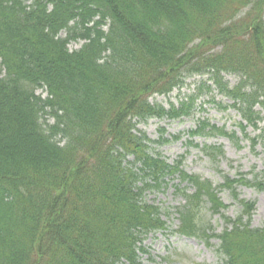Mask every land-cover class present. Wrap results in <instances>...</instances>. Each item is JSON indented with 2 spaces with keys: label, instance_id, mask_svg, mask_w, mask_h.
<instances>
[{
  "label": "trees",
  "instance_id": "trees-1",
  "mask_svg": "<svg viewBox=\"0 0 264 264\" xmlns=\"http://www.w3.org/2000/svg\"><path fill=\"white\" fill-rule=\"evenodd\" d=\"M28 1L0 0V264H145L144 237L167 228L148 189L178 179L177 231L208 241L201 212L227 208L219 189L238 199L240 184L264 187L243 174L214 185L186 171L184 156L169 163L154 152L180 135L160 128L152 139L138 128L191 116L198 97L214 91L233 101L243 132L258 127L264 0ZM194 74L209 75L198 93L170 107L150 102ZM226 74L240 80L230 85ZM198 123L189 138L229 135ZM201 149L223 154L214 144ZM240 203L214 234L222 264H264V226L251 224L252 201Z\"/></svg>",
  "mask_w": 264,
  "mask_h": 264
},
{
  "label": "rangeland",
  "instance_id": "rangeland-1",
  "mask_svg": "<svg viewBox=\"0 0 264 264\" xmlns=\"http://www.w3.org/2000/svg\"><path fill=\"white\" fill-rule=\"evenodd\" d=\"M83 43L84 40L72 41L69 49L80 48ZM208 77L209 75L199 74L189 76L184 86L174 89L170 95H154L150 98V102L160 103L165 107H170L171 102L179 105L182 99L198 93L200 80ZM225 80L230 85H235L240 78L237 74H226ZM38 92L43 96L47 95L44 89H39ZM232 103L231 99L214 91L198 97L195 112L191 116L178 119L150 118L147 122L139 123L138 128L152 139L159 137L160 128L165 129L164 136L169 139L174 135H180V139L159 147L154 146V152H160L169 163H174L184 156L183 167L186 171L210 179L214 185L223 183L225 176L237 178L243 174L248 179L260 182L264 186V119L259 121L258 127L248 125L246 131L243 132L239 124L242 121L241 114L232 106ZM261 109L260 106L257 107V110ZM262 115L264 116V112ZM203 119L212 125L225 127L229 135H200L196 138H189L188 131L197 128L199 120ZM206 131H209V128ZM253 137L258 139L255 146L249 139ZM189 139L193 140V144H188ZM204 144L221 147L223 154H217L215 158L205 154L201 149ZM177 181L178 179L170 181L160 188L148 189L146 192L147 202L163 207L162 215L167 221V228L151 232L144 237L142 246L146 252H140V256L145 264H222V257L217 251L220 241L214 234L222 232L226 227L224 215L231 218L239 215L243 209L241 199L252 201L255 204L252 226H264V187L240 184L237 187L238 199L228 189L219 191L220 197L227 205L222 213H213L209 209L210 204H205L202 209L201 216L208 228L207 234L213 235L210 240L205 239L207 236L199 238L177 233L176 229L180 220L176 210L185 202L183 196L177 193L173 185ZM168 210L170 212L166 214Z\"/></svg>",
  "mask_w": 264,
  "mask_h": 264
}]
</instances>
